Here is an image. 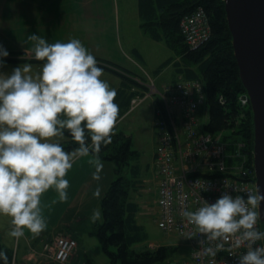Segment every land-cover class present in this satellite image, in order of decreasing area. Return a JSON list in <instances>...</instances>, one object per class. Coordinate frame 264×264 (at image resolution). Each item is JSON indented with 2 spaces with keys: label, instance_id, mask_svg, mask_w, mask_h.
Returning <instances> with one entry per match:
<instances>
[{
  "label": "clouds",
  "instance_id": "clouds-1",
  "mask_svg": "<svg viewBox=\"0 0 264 264\" xmlns=\"http://www.w3.org/2000/svg\"><path fill=\"white\" fill-rule=\"evenodd\" d=\"M27 38L34 42L32 59L42 61L36 71L30 62L4 71L9 50L0 43V215L11 218L8 235L16 238L25 229L34 235L46 229L42 194L54 188L59 200L68 199L67 173L75 158L91 153L93 176L99 179L101 148L111 143L119 116L117 89L102 78L104 68L79 38L49 42L38 33ZM66 136L77 142L74 148L65 147ZM234 191L211 202L201 197L199 207L185 208L181 215L216 241L207 254L215 256L225 249L222 241L233 237L230 252L242 245L247 249L237 264H264V243H257L264 241V230L257 227L264 191L259 185L246 195ZM93 195H101L99 187ZM100 216L94 209L91 219ZM0 264H9L3 248Z\"/></svg>",
  "mask_w": 264,
  "mask_h": 264
},
{
  "label": "built area",
  "instance_id": "built-area-1",
  "mask_svg": "<svg viewBox=\"0 0 264 264\" xmlns=\"http://www.w3.org/2000/svg\"><path fill=\"white\" fill-rule=\"evenodd\" d=\"M179 28L187 45L193 49L205 42L211 33L209 16L201 7L184 15ZM144 75V79L134 78L143 87L134 89L136 94L131 97L129 108L153 98L152 124L157 140L154 151V220L162 231L184 237L191 247L185 258L165 264H237L239 255L247 250L244 245L230 252L228 249L233 240L230 237L222 241L225 249L218 250L215 256L207 254L205 249L214 246L216 241H209L199 233L181 212L185 208L195 210L202 198L214 201L224 191L235 189L234 195H246L255 190L252 148L248 149L239 138L224 139L221 132L204 129L208 118L205 84L200 79H179L163 83L159 88L152 76ZM219 101L223 102L221 96ZM239 102L250 109L245 90L239 95ZM257 227L262 230L260 219ZM187 233H193V236H186ZM148 246L155 248L153 243ZM75 247L76 240L61 233L43 244L45 256L60 263L69 259Z\"/></svg>",
  "mask_w": 264,
  "mask_h": 264
},
{
  "label": "trees",
  "instance_id": "trees-1",
  "mask_svg": "<svg viewBox=\"0 0 264 264\" xmlns=\"http://www.w3.org/2000/svg\"><path fill=\"white\" fill-rule=\"evenodd\" d=\"M198 7L203 8L209 16L211 33L205 42L193 49L183 38L179 24L184 15L192 13ZM138 13L144 32L154 40H164L176 52L172 59L160 64V67L170 63L173 65L170 82L195 78L205 84L208 120L204 129L214 133L221 132L224 139L239 138L251 149L254 129L251 111L239 102V95L244 92V88L233 54L223 0H138ZM4 59L8 62H41L26 57L23 52H9V56ZM97 60L104 69L119 75L123 85L127 83L130 89L132 86L143 87L131 77V73L116 63L106 59ZM135 94L136 90H130L126 97L119 93L122 97L115 100L119 99L121 104L129 107L126 103ZM220 96L223 102L219 101ZM112 136L111 143L102 146L100 157L113 163L116 177L109 183L100 201L102 220L94 225L90 233L95 236L107 260L112 264L172 262L175 252L173 246L160 245L154 249H136L133 246L146 238L142 225L136 219L140 206L131 196L143 181L139 165L135 162L139 154L131 148L130 136L123 131L114 129ZM66 137L68 140L63 142L65 147L74 148L77 142L70 136ZM0 248L7 252L9 264H13V250L1 240Z\"/></svg>",
  "mask_w": 264,
  "mask_h": 264
},
{
  "label": "crops",
  "instance_id": "crops-1",
  "mask_svg": "<svg viewBox=\"0 0 264 264\" xmlns=\"http://www.w3.org/2000/svg\"><path fill=\"white\" fill-rule=\"evenodd\" d=\"M100 5L101 3L96 0H0V43H3L9 52H23L26 57L31 58L34 42L27 38L30 33H38L45 36L49 42L79 38L88 50L90 48L89 51L96 58L112 61L109 57L97 51V48L102 46L103 40L112 41L111 36L109 35L106 38L104 33L103 24L105 22L101 18L102 13L98 14L96 11V6L100 7ZM132 51L143 60L136 48L132 49ZM131 60L139 68V64L135 60ZM24 62L32 63L34 71L38 70L42 64V61ZM24 62L7 61L3 70L11 72L14 66ZM112 62L119 65L122 69L124 68L123 70L126 69L132 76L143 77L124 67L121 63ZM169 77H172V72L169 74ZM102 78L117 89V96L115 98L122 97L119 93L124 94L126 97L130 90L133 92V86L130 89L127 83L123 85L122 78L108 69H104ZM116 101L119 104L117 121L135 110L133 109L128 112V105L121 104L119 99ZM150 105L153 119L154 101ZM67 140L68 138L66 137L62 142ZM155 147L152 151V160L154 159ZM93 160L94 156L91 154L75 158L73 166L67 173V179L69 180L67 200H59L58 193L54 188H50L42 194L41 207L42 213L47 220V227L39 235H34L25 229V234L19 238L9 236L8 230L12 227L10 223L11 218L6 215H0V240L13 250V264H57L42 254V245L45 241L52 240L60 232L71 236L77 243L70 260L66 264H92L88 251L90 246L94 245L96 238L90 231L96 223L102 220V213L95 221L91 217L94 209L101 210V198L107 190L109 183L115 177L113 163L103 159L104 167L99 179L94 177L95 165L92 162ZM154 172L155 170L152 171V175ZM145 179L147 180L148 178H144V181ZM153 179L152 186L154 185ZM97 187L101 191L99 197L93 195ZM138 187L133 190L131 196L132 200L138 202L140 206L141 192ZM140 212L141 206L136 214V219L137 223L143 225L140 219ZM104 261L105 263L107 262V260L103 259Z\"/></svg>",
  "mask_w": 264,
  "mask_h": 264
},
{
  "label": "rangeland",
  "instance_id": "rangeland-1",
  "mask_svg": "<svg viewBox=\"0 0 264 264\" xmlns=\"http://www.w3.org/2000/svg\"><path fill=\"white\" fill-rule=\"evenodd\" d=\"M96 1L101 3V8L96 6V11L98 14L102 13L101 18H103L105 22L103 26L106 38L110 35L112 39V41L103 40L101 43L102 46L97 48V51L109 57L112 61L121 63L124 67L132 70L137 75L144 76L145 73H148L155 78V83L159 88H161L163 83L170 82L171 77H169V74L174 69L173 65L170 63L164 67H160V64L167 59H172V56L176 55V52L172 51L164 40H154L141 29L137 11V0ZM134 48L138 50L143 60L132 51ZM131 59L139 64V68ZM158 69L160 70L157 72ZM131 77L133 79L136 78V76ZM151 99L153 100V98L149 97L134 107L133 109L135 110L117 121L114 127L115 130L123 131L126 135L130 136L131 148L136 150L139 154L135 162L139 165L140 176L143 181L144 178H148L138 187L141 192L140 219L143 224L142 227L146 238L143 242L136 243L133 246L136 249H153L147 246L151 243H154L155 247L157 245L173 246L175 248L173 257L183 259L191 250L186 239L174 233L162 231L154 220L153 200L155 195L152 189L154 186H152V178H154L152 171L155 170V163L154 159L152 160V151L157 140L154 135L155 128L152 124L150 103L152 104L153 101ZM133 109L127 108L128 112ZM202 119L206 121L205 118ZM261 225L263 226L262 222ZM42 254H45L43 249ZM72 254L65 263L57 262L52 258H50V260L57 264H66L70 260ZM88 255L91 257L92 264H104L105 261L103 262V259L107 260L96 239L94 245L90 246Z\"/></svg>",
  "mask_w": 264,
  "mask_h": 264
},
{
  "label": "water",
  "instance_id": "water-1",
  "mask_svg": "<svg viewBox=\"0 0 264 264\" xmlns=\"http://www.w3.org/2000/svg\"><path fill=\"white\" fill-rule=\"evenodd\" d=\"M223 4L240 82L249 97L255 185L264 191V0H223ZM261 208L258 219L264 230V201Z\"/></svg>",
  "mask_w": 264,
  "mask_h": 264
},
{
  "label": "bare ground",
  "instance_id": "bare-ground-1",
  "mask_svg": "<svg viewBox=\"0 0 264 264\" xmlns=\"http://www.w3.org/2000/svg\"><path fill=\"white\" fill-rule=\"evenodd\" d=\"M189 255V254H188Z\"/></svg>",
  "mask_w": 264,
  "mask_h": 264
}]
</instances>
